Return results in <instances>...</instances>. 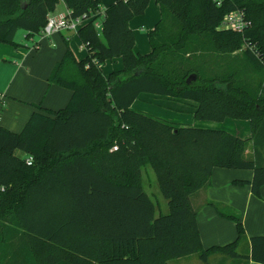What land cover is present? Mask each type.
Listing matches in <instances>:
<instances>
[{"label":"trees","instance_id":"1","mask_svg":"<svg viewBox=\"0 0 264 264\" xmlns=\"http://www.w3.org/2000/svg\"><path fill=\"white\" fill-rule=\"evenodd\" d=\"M154 1L160 20L148 33L150 53L141 55L129 22L151 0H117L102 16L100 0H0L1 44L16 46L19 31L41 34L63 3L71 18L87 17L77 34L88 51L77 61L68 48L49 76V85L72 91L65 108L34 113L19 133L0 127V264H170L195 254L204 264L215 254L264 264V235L247 239L239 215L213 203L236 224L237 238L205 249L192 201L210 186L214 168L253 171L249 183L234 184H249L261 199L264 0ZM236 10L251 27L219 30ZM242 47L239 60L233 54ZM116 58L123 69L104 77L101 66ZM141 94L193 101L197 120L249 121L252 138L170 126L132 109ZM146 166L167 214L156 216L143 190Z\"/></svg>","mask_w":264,"mask_h":264},{"label":"crops","instance_id":"2","mask_svg":"<svg viewBox=\"0 0 264 264\" xmlns=\"http://www.w3.org/2000/svg\"><path fill=\"white\" fill-rule=\"evenodd\" d=\"M100 1L101 11L98 14L102 16L104 10L117 0ZM64 9L65 12L60 14L69 12L65 5ZM58 12L59 10L56 9V12L52 15H60L57 14ZM159 20V7L154 0H151L144 14L133 18L129 22V26L135 36V53L141 55L150 53L151 47L148 33ZM97 22L100 23V28L96 29L100 32L101 19ZM22 33V37L26 41H18L16 35V46L0 43V66H10L12 70L11 74L5 78H2L0 73V127L15 133H19L23 129L34 113L46 114L48 111H58L68 105L72 97V91L56 85H49L48 83L51 72L56 64L62 60L67 49L71 50L77 61H82L88 56V51L80 40L77 31L64 30L52 36L39 34L30 38H27L25 31H22ZM122 69L123 62L121 58L107 60L101 66L102 73L106 78L111 73ZM147 96L155 97V95L151 94H141L132 105V109L174 127L190 126L201 129H219L221 131H225L223 128H226L230 131L226 130L225 132L242 139L250 140L252 138V129L249 121L234 119H226L223 122L197 120L194 117L197 104L193 101L156 96L155 98L157 99L166 100L168 106H163L164 108L161 107L159 109H149L148 111L151 115L146 111H141V109H135L136 103L143 101L142 99ZM146 99L150 100V98ZM145 102L146 100L141 103ZM35 106H39V108ZM251 149L253 152L252 142L249 141L245 153V157L247 154L248 159L252 157ZM19 156L23 157L24 155ZM142 169L143 190L155 204L156 211H161L163 205L158 199L159 187L157 178L156 187L158 191L152 189V187L149 190L145 189ZM252 178L253 171L251 170L214 168L211 173L210 186L193 196V205L197 209L199 234L205 249L229 244L237 238L236 224L219 216L209 203L219 205L221 208H228L237 213L245 229L247 239L264 235V187L261 189V199H259L252 194L249 184L242 186L234 184V182L249 183ZM148 183L149 186H152L149 181ZM151 196L156 198V201ZM166 206L169 212L167 201ZM247 249L248 240L242 242L238 250L246 251ZM171 264L204 263L195 254L173 259ZM208 264L257 263L248 260L233 261L223 255L215 254L209 258Z\"/></svg>","mask_w":264,"mask_h":264},{"label":"built area","instance_id":"3","mask_svg":"<svg viewBox=\"0 0 264 264\" xmlns=\"http://www.w3.org/2000/svg\"><path fill=\"white\" fill-rule=\"evenodd\" d=\"M214 1L218 6H220L224 0H214ZM69 13L70 12H68L67 14L50 15L47 19V23L43 28L41 34H44L46 36H52L64 30H69L74 32L77 31L84 24V21L85 19H87V17L84 16L82 18L74 19L69 16ZM94 25L96 28H100L99 22H95ZM250 27H251V21L246 18L245 13L243 11L236 10L227 13L223 17L218 29L233 31L242 34ZM116 149H117L116 147H113L112 150L114 151ZM27 163L31 165L32 163L31 157L27 159Z\"/></svg>","mask_w":264,"mask_h":264},{"label":"rangeland","instance_id":"4","mask_svg":"<svg viewBox=\"0 0 264 264\" xmlns=\"http://www.w3.org/2000/svg\"><path fill=\"white\" fill-rule=\"evenodd\" d=\"M102 8H103V5H102ZM59 12L57 14H60V13H64L65 12V9H64V5L63 3H60L58 8ZM104 9V8H103ZM22 31L18 33L17 35V40H21V41H26V39H24L22 37ZM245 47H242L241 49H239L237 52H235L233 55L237 57V59L241 60V58L243 57V53H244V50ZM3 65L0 66V73L2 74V78H5L7 76H9L11 74V67L8 66V67H2ZM10 70V71H9ZM156 97V96H155ZM154 96H147V97H144L142 100H146L145 103H141L143 101H138L136 104V108L137 110L141 109V111H146L147 113H150L148 110L149 109H159L163 106H168V103L166 100H162L161 99H157L155 98ZM158 97V96H157ZM146 98H150L149 99H146ZM155 98V99H154ZM160 106V107H159ZM139 107V108H137ZM171 107V106H170ZM164 108V107H163ZM151 115V113H150ZM219 130V129H218ZM223 130H227V131H230L226 128H223ZM250 152H252V149L250 150ZM18 155H22L20 152H17ZM246 158H248L247 154H246ZM142 175H143V182H144V186H145V189H150V187H152V189L154 190H157V187H156V177H155V173L152 169V167L150 166H147L145 168L142 169ZM148 181L150 182V185L152 186H149V183ZM150 195V194H149ZM151 198L156 201V198L152 197ZM158 199L159 201L162 202V208H161V211L158 210L156 211V216L160 215V214H167L168 213V209H167V206H166V200L164 199V197L160 194V192L158 191ZM158 201V200H157ZM170 264H171V261H170Z\"/></svg>","mask_w":264,"mask_h":264},{"label":"water","instance_id":"5","mask_svg":"<svg viewBox=\"0 0 264 264\" xmlns=\"http://www.w3.org/2000/svg\"><path fill=\"white\" fill-rule=\"evenodd\" d=\"M195 79H196V76L195 75H192V76H190L188 78L187 83H191L192 81H195Z\"/></svg>","mask_w":264,"mask_h":264}]
</instances>
